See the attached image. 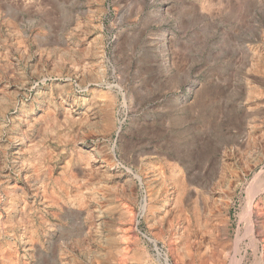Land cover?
<instances>
[{"label": "rangeland", "instance_id": "obj_1", "mask_svg": "<svg viewBox=\"0 0 264 264\" xmlns=\"http://www.w3.org/2000/svg\"><path fill=\"white\" fill-rule=\"evenodd\" d=\"M0 211V264H264V0H0Z\"/></svg>", "mask_w": 264, "mask_h": 264}, {"label": "bare ground", "instance_id": "obj_2", "mask_svg": "<svg viewBox=\"0 0 264 264\" xmlns=\"http://www.w3.org/2000/svg\"><path fill=\"white\" fill-rule=\"evenodd\" d=\"M42 98L43 97L41 96L40 93H36L35 95H32L31 96L30 103H32V104H39L40 105L43 102V99ZM21 106L18 108V112H19L18 115L13 119V121L9 125L6 126L5 132L7 134L8 141L13 146V152H12L13 153V163L14 162H20V163L22 162V163H27V165H28V164L31 163L29 159L31 158V156L35 155V151L37 150L36 144L33 142L32 138H31L32 133H33V131L35 129L34 128V126H35L34 125V122H35V113H33L35 109L34 110L33 109L26 110L24 107H21ZM64 113H66V112H64ZM21 123H23V124L25 123V125H26V132L25 133L24 132L23 133H20L19 132V128H20ZM24 140L27 141V144H26L25 148L21 149L20 148V144ZM97 165H99V163ZM97 169H100V168H97ZM101 170H102V168H101ZM101 170H100V172H101ZM90 190H91V188H89V187L86 188L85 190H83L78 195V197L69 200L66 203V205L65 204L64 205L66 207H78L77 205H79L80 200L82 201L86 197H88V199H89V197L91 195V191ZM10 203H11V200H8L7 202H5L3 204V207L2 208L5 210V212H7L8 210H10ZM165 205H166V202H165ZM79 208H81V207H79ZM21 209H22L21 211H22V213L24 215L26 212L24 211L23 206H22ZM66 209H68V208H66ZM10 230L11 229L8 228L6 226V224L4 223V216L2 215V213L0 211V235L1 234L9 235L8 233L10 232ZM28 231H30V230H28ZM28 233H30V232H28ZM28 248H33L36 251H39L40 246H39L38 242L35 241V242L29 244V247ZM9 261L10 260H8V262ZM61 261L62 260H60V262Z\"/></svg>", "mask_w": 264, "mask_h": 264}]
</instances>
